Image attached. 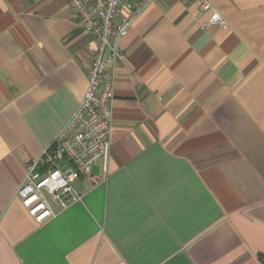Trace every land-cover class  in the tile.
<instances>
[{
  "label": "crops",
  "instance_id": "obj_1",
  "mask_svg": "<svg viewBox=\"0 0 264 264\" xmlns=\"http://www.w3.org/2000/svg\"><path fill=\"white\" fill-rule=\"evenodd\" d=\"M210 2L226 27L153 0L117 41L109 153L40 222L18 191L96 39L65 0H0V264H264V0Z\"/></svg>",
  "mask_w": 264,
  "mask_h": 264
},
{
  "label": "built area",
  "instance_id": "obj_2",
  "mask_svg": "<svg viewBox=\"0 0 264 264\" xmlns=\"http://www.w3.org/2000/svg\"><path fill=\"white\" fill-rule=\"evenodd\" d=\"M82 28L96 39V49L86 66L88 87L77 111L52 145L28 166L18 195L40 222L53 216L48 196L66 207L81 201L74 187L79 175L90 174L94 163L106 158L111 146L114 88L108 79L111 63L124 58L117 41L126 37L136 18L153 0H65ZM195 1L201 12L210 14L209 25L226 27L227 22L210 0Z\"/></svg>",
  "mask_w": 264,
  "mask_h": 264
}]
</instances>
